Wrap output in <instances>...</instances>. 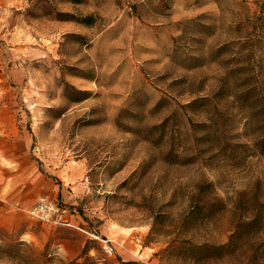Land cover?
I'll list each match as a JSON object with an SVG mask.
<instances>
[{
    "label": "rangeland",
    "instance_id": "1",
    "mask_svg": "<svg viewBox=\"0 0 264 264\" xmlns=\"http://www.w3.org/2000/svg\"><path fill=\"white\" fill-rule=\"evenodd\" d=\"M0 202V264H264V0H0Z\"/></svg>",
    "mask_w": 264,
    "mask_h": 264
},
{
    "label": "built area",
    "instance_id": "2",
    "mask_svg": "<svg viewBox=\"0 0 264 264\" xmlns=\"http://www.w3.org/2000/svg\"><path fill=\"white\" fill-rule=\"evenodd\" d=\"M53 209V206L48 205L46 203H40L39 205L35 206L32 210L31 213L35 216H37L38 218L44 219L49 213L50 210ZM52 212V211H51ZM66 223V222H65ZM69 224V223H66ZM96 237H98L96 235ZM101 246L103 248V251L108 254L111 255L113 252V247L112 245L109 243L108 239H101Z\"/></svg>",
    "mask_w": 264,
    "mask_h": 264
},
{
    "label": "crops",
    "instance_id": "3",
    "mask_svg": "<svg viewBox=\"0 0 264 264\" xmlns=\"http://www.w3.org/2000/svg\"><path fill=\"white\" fill-rule=\"evenodd\" d=\"M1 210H2V203L0 202V215H1ZM1 222V219H0Z\"/></svg>",
    "mask_w": 264,
    "mask_h": 264
}]
</instances>
